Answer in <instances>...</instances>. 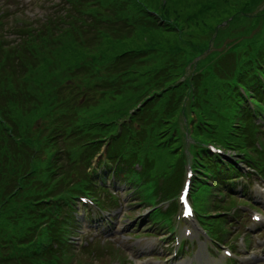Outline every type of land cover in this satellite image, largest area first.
Returning a JSON list of instances; mask_svg holds the SVG:
<instances>
[{
	"label": "trees",
	"instance_id": "trees-1",
	"mask_svg": "<svg viewBox=\"0 0 264 264\" xmlns=\"http://www.w3.org/2000/svg\"><path fill=\"white\" fill-rule=\"evenodd\" d=\"M263 1L113 0L110 3L114 15L119 19L104 21L107 27L96 33L94 46L107 60L117 58L120 59V63H132L128 68L129 64L125 67L119 66L120 69L116 74L126 82L128 78H133L132 82H137L136 85L145 84L136 90V95L155 94L142 114L134 118L141 116L145 127L142 132L147 138L154 137L155 148H172L184 157L180 153L183 146L181 137L177 133L182 100L179 96L174 98L175 91L181 92L182 84L172 85L184 75V69L190 62L208 54L207 51L215 37L212 34L221 22L248 11ZM93 2L101 4L98 1ZM222 3L225 7L221 14L219 8ZM80 6L84 13L93 14L91 17L95 22L104 17L103 14H95L90 3L86 1ZM209 32L211 34H208ZM77 33L82 35L83 32ZM225 33H230L229 37H235L227 30L220 34L219 39ZM20 34L27 39L20 40V44L15 48L7 49V46L0 42V264H50L44 261L46 257L41 259L39 253L59 238H61L58 242L60 247L68 250L66 242V234L69 233L68 223L65 219L57 222L50 232L49 229H45L43 233L45 236L51 233V238L44 246L40 243H32L31 239L35 236L38 225L46 222L49 217L47 210L44 209L46 204L35 205V203H40L54 194L68 191L67 187L73 182L64 174L61 177L66 178L61 183L55 184L57 177H55L53 160L50 164L48 162L44 164L41 160L38 165L32 161L28 150H39L41 143L40 140L35 139L39 132L31 135L26 129L32 124L26 123L25 118L32 112L49 113L60 102L54 89L41 91L38 87L43 84L39 76L46 73L49 68L47 50L53 48V45L56 46L61 39L50 38L47 34L31 35L30 30L22 31ZM30 35L42 41L46 40L47 43L41 47L33 43L34 38L28 39ZM74 39L81 44L85 42L79 38ZM141 44L143 48L132 49ZM164 54L165 67L161 65ZM231 54H234L232 62L228 61ZM40 57L43 64L39 63ZM137 63L144 65L137 67ZM257 72L264 74V38L235 43L219 61L208 68L207 72L199 74L200 78L207 79L213 92L210 104L221 101L220 108L225 104L226 113L232 121V125L229 126L232 134L230 133L229 137L209 126L203 129L196 128V136L208 138L225 149L241 148L244 141L240 130L246 129L244 123L251 121L252 116L247 110L242 111L237 106L236 100L241 97L232 80L243 82L251 89H255L258 85L259 91L264 92L257 80ZM12 81H15V86L11 88L8 83ZM30 84L37 88H32ZM186 86L191 89L196 84L188 83ZM187 87L184 90H187ZM6 93L20 94V96L6 98ZM126 99L127 96L122 100L120 113L117 111L107 119L96 118L88 122L90 124L101 122L105 125L102 127L104 130L102 136L115 135L116 124L122 115L128 113V104L124 102ZM6 104L12 106L14 119L8 116ZM212 110L215 114L213 107L207 108L202 104V112H200L206 120H210ZM244 113H247L248 117H244ZM258 113L262 112L258 111ZM254 127L257 133L260 132V128L255 123ZM123 128L127 141L130 139L131 129L125 127V124ZM214 135H217L216 139ZM128 143L124 144L125 150ZM200 166L207 168L204 172L206 176H213L217 171L228 172V169H224V163L209 152L202 155ZM175 172L174 169H167L165 174L172 179ZM130 180L135 181L132 176ZM86 189L97 194V189L93 186H88ZM202 209L207 210V207L204 205ZM63 259L56 258V264H72L73 257L68 251L63 253Z\"/></svg>",
	"mask_w": 264,
	"mask_h": 264
},
{
	"label": "rangeland",
	"instance_id": "rangeland-1",
	"mask_svg": "<svg viewBox=\"0 0 264 264\" xmlns=\"http://www.w3.org/2000/svg\"><path fill=\"white\" fill-rule=\"evenodd\" d=\"M58 1V0H57ZM51 2V0H34L33 3L28 4L23 0H16V3H14L15 7L13 9H11L12 11H15L16 13L18 12L20 19L27 21L29 23H34V24H39L43 19H45V17L48 14H52V15H56L58 13V9L53 8L52 4L49 3ZM37 15V18L35 20H31V18H34ZM176 33V32H174ZM168 34H171V32H168ZM91 36V35H90ZM141 49L143 48V45L141 44L140 46H134L132 47V49L137 50V49ZM208 58L202 59L201 64H206L208 65ZM144 64H139L137 63V67L143 66ZM54 69H55V65H53ZM52 72V77H51V81H50V85H57L59 84L61 81H63L65 79V75L64 73H58L55 74L53 69L50 70ZM83 73L78 75L76 77V82L80 83L81 81H85V71H82ZM89 74L93 75L95 78H100L103 79L104 81L108 82L110 85L115 84V81H113V83H110V77L112 76L110 72L107 71L105 66H98L94 63H91V65L89 66ZM49 71H47L44 75L43 78L45 79V81L48 83V79H49V75H48ZM137 82H131L130 85H134ZM70 84V83H69ZM76 84H72L70 85L72 88L75 86ZM61 96H60V104L58 105L59 107H62L66 104V102H68V100L72 99L75 96V89L73 91H71L70 89H61ZM113 106L112 103H107L106 104V108L110 109ZM79 117L82 119V115L79 114ZM47 122L42 123V125L44 126ZM188 139L190 140V138L188 137ZM172 155H175L173 153H167L166 157H171ZM198 193H200L201 195L205 196L207 199L209 198V195L211 193V186L208 185H202L198 191ZM132 194V193H131ZM129 199H125V203H126V208L124 212H117V214L119 216H117V219L115 221V223H118V225H116L117 227V233H115V236H118L119 239L116 240V243L119 244V246H114L112 244H110L109 246H105V249H109V251H106L105 249H99L100 252H102L104 255L103 256H97L94 257L92 255V259L94 261V264H108L111 260V255L110 254H122L124 256H126V254L128 252L131 253H137L139 251H134L135 248H137L136 246H132V242L134 241L133 238L138 237L142 231L140 230H134L133 235L130 237H127V234L133 230V225H137V222H143L141 219V216L146 213L149 210V207H144V205H139L138 203H136L137 198L133 199L132 195L130 197V203H128ZM249 201V200H248ZM129 204V205H128ZM241 212L243 214L246 213L247 209H241ZM251 214L244 220V224H247V226L250 227V223L251 219H250ZM145 226V225H144ZM218 230H223L222 226H218L217 227ZM263 229H259L256 230V232H262ZM150 231H143V233H149ZM155 232V231H153ZM106 240L108 241V238H106ZM223 241V240H221ZM109 242V241H108ZM110 243V242H109ZM131 245V246H129ZM110 255V256H109ZM83 255L79 256L82 257ZM101 258V259H100Z\"/></svg>",
	"mask_w": 264,
	"mask_h": 264
},
{
	"label": "snow or ice",
	"instance_id": "snow-or-ice-1",
	"mask_svg": "<svg viewBox=\"0 0 264 264\" xmlns=\"http://www.w3.org/2000/svg\"><path fill=\"white\" fill-rule=\"evenodd\" d=\"M190 214V212L186 213V215Z\"/></svg>",
	"mask_w": 264,
	"mask_h": 264
}]
</instances>
